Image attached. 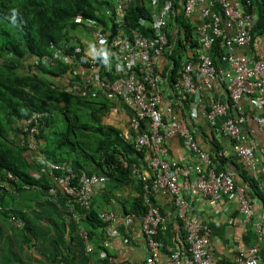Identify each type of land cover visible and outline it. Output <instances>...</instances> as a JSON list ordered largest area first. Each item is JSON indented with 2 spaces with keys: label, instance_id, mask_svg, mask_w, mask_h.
Masks as SVG:
<instances>
[{
  "label": "crops",
  "instance_id": "crops-1",
  "mask_svg": "<svg viewBox=\"0 0 264 264\" xmlns=\"http://www.w3.org/2000/svg\"><path fill=\"white\" fill-rule=\"evenodd\" d=\"M106 1H110L112 4V13L115 15L116 23L120 24V28H118L115 35L121 32L127 34V22L125 20V10L127 8L122 11L119 9V5L123 1L125 2V0ZM259 1L264 3V0H233L234 4L241 3L244 13L250 14L255 20L251 31L252 51L249 48L234 46L232 52L235 55H247L246 53L250 54L253 52L256 59H264V31L258 36L253 37V30L260 23L261 19L258 8ZM138 2H141L142 7L152 12L153 18L162 17L165 20V25L161 27L168 37H171H169L170 43H178V30L176 26L181 21V14L184 21L192 29L193 37L186 38L188 35L186 29L184 25L181 27L180 36L183 37V45H186V48L184 47L186 52L178 70L185 62L196 57L200 44L198 35V31L200 30H205L210 37L215 38L214 45L209 50V53H211L214 60L216 59L217 62L215 64L217 66H220L223 58L229 54L230 47L228 43L229 41L234 42L237 36V21L236 18H232L226 13L220 0H197L194 11L190 15L186 13L188 0H134L129 6ZM110 11L111 9L108 5V8H103L98 15L109 23ZM108 14L109 17L107 18ZM79 17L86 19L82 14ZM87 21H89L87 25L82 28L85 30L86 35L75 32L80 42L72 43L74 51L80 48L78 53L81 61L77 70L79 76L86 69L82 63L83 59H88L95 54L94 47L97 45L98 40L94 36L93 29L94 31L101 30L105 32L109 40L115 36H113L111 30L104 29V25L97 19H88ZM150 21L148 19L144 24L140 21V24L144 27H150L155 33V28ZM133 30L139 29H132L131 31ZM174 37L175 39H173ZM171 39L173 40L171 41ZM216 43H219L221 53L215 52L214 46ZM63 45L70 48L68 42ZM62 46H54L52 55ZM179 48L180 46L177 49ZM47 56L49 59L50 55ZM34 60L35 58H29L24 62L25 67L23 68V72L29 70L28 67ZM172 62V57L165 55L161 56L158 60L159 72H161L160 75L164 81L161 87L164 96L162 110L172 106L174 117L187 122L200 145L212 154L214 159L213 168L218 172L223 170L232 174L237 185L243 187L246 195L252 200L254 209L253 216L248 219L245 213L241 211L240 200L237 197L230 199L223 196L220 200H215L212 198L206 199L198 196L196 193L187 192V197L193 206L190 218H194L202 223H208L210 226V242L213 248V255L216 259L236 264L235 258L240 253L246 251L250 246H257L262 256L260 264H264V200L258 194L253 193V195H249V191L251 190L249 182L242 175L243 171H248L249 175L257 180L259 191L264 194V172H262L264 168V128L260 127L254 118L257 114L264 115V108L259 107L254 99L250 101L245 98L240 102L245 109V113L249 116L248 121L243 125L244 131L249 136V141L255 145L256 153L260 158L258 170L253 171L237 156L234 148L236 144L235 140L220 131L228 115L210 114L214 103L232 104V99L228 93L227 79L225 77L219 78L212 90H202L197 98L189 96L190 106L187 107L184 105V101L177 96V94H181L185 99L184 95L187 94L173 89L170 80L167 81L166 79L170 76L174 67V65L173 67L171 66ZM32 67H34V64ZM226 67L229 69V64H226ZM59 78L60 83L69 88L65 90L70 92L71 90L77 92L80 90L82 84L77 82L76 77H71L67 73ZM54 79L57 80L58 78L54 77ZM235 112V109L231 107L229 113L235 115ZM131 116L132 112L126 107L116 106L111 108L109 116L103 120L107 125L116 126L121 130L123 135L131 139L135 133L134 129L130 126ZM10 137L14 143L28 147L27 141L29 140V135L24 131L11 132ZM44 142L45 139H42L39 145L37 144L38 148L36 147L35 149L37 150L33 152L35 159L39 154L43 156L42 145ZM166 146L169 158L178 161L184 166L198 162L195 153L186 148L183 138L179 136L170 137L166 140ZM138 156L139 158L135 159L142 164L143 169H146L149 154L146 152L144 156L142 154ZM220 158H224V162H221ZM43 171L50 173L47 170ZM57 172L59 171H55L54 173ZM94 173L101 175L98 172ZM34 174L36 177H40V172L35 171ZM195 178L196 175L191 173L187 180L192 181ZM185 180L186 178H183V176L179 177L180 182ZM140 184V180L131 173L127 181H121L117 177H113L107 183L95 186L92 201L94 208L100 213L113 212L115 214L113 221L105 220L106 226L97 230L98 234L101 230L105 232L104 241H101L104 248L100 250V258H109L112 264L124 262H129L130 264H150L147 260L149 256L148 243L143 232L144 214L139 213L137 205L134 203L135 200L141 197ZM34 191L35 189L28 193L30 194L29 202L24 198L27 193H15L13 197L18 203L15 201L16 203H13L8 208L13 209L12 212L10 211L11 213L5 215L0 211V264H84V256L93 252L94 245L99 240L94 236V240L91 242L86 228L80 226L84 222L82 218H79L80 214L76 210L77 208L74 202H72L73 200L68 197L69 199L62 198L61 202L60 197L47 195L46 198H50L55 203L52 206L54 209L52 207L44 210L40 208L41 212H38L35 211V207L39 201L35 200ZM56 194L57 192L53 195ZM151 198V203L159 208L165 218L161 224L163 230L156 236L158 240L159 236L162 239L159 240L162 243V248L158 264H168L170 254L176 249L185 247L186 231L184 230L182 221L177 216L176 205L168 193L159 191L153 193ZM146 207L147 211V204ZM15 210L19 211V213L15 214ZM26 213L32 214L34 221L38 225L39 232L44 229L48 230L46 233H39L36 237H34L35 235H30L32 238L30 244L24 241L22 234L25 232L20 233L19 230V227H23L24 225L21 215ZM57 223L64 224L59 230L61 231V235L56 234L58 232ZM85 233H87L88 239L84 237ZM27 235L29 234L27 233ZM102 252H106L108 256L103 257ZM87 264H96L95 259Z\"/></svg>",
  "mask_w": 264,
  "mask_h": 264
},
{
  "label": "built area",
  "instance_id": "built-area-1",
  "mask_svg": "<svg viewBox=\"0 0 264 264\" xmlns=\"http://www.w3.org/2000/svg\"><path fill=\"white\" fill-rule=\"evenodd\" d=\"M133 1H123L119 9H126ZM220 1L226 13L237 21V36L234 42L228 43L229 54L223 58L220 66H217L209 53L215 38L210 37L205 30L198 31L200 44L197 55L177 71L176 80L171 82V86L183 94L197 98L202 90H212L219 78L227 79L232 104L214 103L210 114L228 115L220 131L235 140L237 156L248 168L255 171L258 170L260 158L255 145L249 141V136L244 131L243 125L249 116L240 102L245 98L250 101L254 99L259 107L264 108V59H256L253 52L246 53L247 55H235L232 52L234 46L249 48L252 51L251 31L255 20L250 14L244 13L241 3L234 4L233 0ZM196 3L197 0H188V15L194 11ZM146 21L145 18L141 20L142 24ZM150 22L155 28L153 35L133 30L130 34L118 33L109 40L105 32L93 29L98 43L94 47V56L82 61L86 69L81 73L85 82L80 89L91 96L102 93L131 111L130 126L135 135L131 137V141L126 136L124 140L132 142L138 152L149 154L146 169H143L138 161L131 165V173L142 183L144 201L148 206L143 216V232L149 251L148 262L158 264L160 261L162 243L156 236L165 218L159 208L151 203V197L153 193L163 191L172 197L177 216L186 231L185 247L174 250L169 256L168 264H229L214 257L210 242L211 228L208 223L190 218L193 206L187 192L215 200H220L223 196L230 199L237 197L240 200V209L248 219L254 214L252 200L246 195L245 189L237 185L232 174L223 170L218 172L213 168L212 154L200 145L185 120L174 117L173 107L162 110L164 96L161 87L164 81L159 72L158 60L163 55L170 57L176 43L169 42L168 35L161 27L165 25L162 17H154ZM79 51L80 48L75 49V52ZM226 64H229V69ZM173 65L174 61L171 63L172 67ZM166 79L168 81L169 77ZM231 107L235 109V115L229 113ZM254 118L260 127L264 128V115L257 114ZM42 123L40 113L32 115L23 123L24 131L31 137L29 146L32 149L36 148L34 137ZM175 136L184 139L186 148L195 153L198 162L184 166L169 158L166 140ZM42 170H47L50 174L61 172L57 178L60 186L82 207L92 204L95 186L104 184L108 179L104 175L87 171L78 175L73 167L65 162H48ZM191 173H194L196 178L189 181L187 178ZM180 176L186 180L180 182ZM102 216L106 221L115 219L113 212H103ZM84 237L88 239L87 233ZM102 256L108 255L102 252ZM261 260L257 246H250L235 258L236 264H260Z\"/></svg>",
  "mask_w": 264,
  "mask_h": 264
},
{
  "label": "trees",
  "instance_id": "trees-1",
  "mask_svg": "<svg viewBox=\"0 0 264 264\" xmlns=\"http://www.w3.org/2000/svg\"><path fill=\"white\" fill-rule=\"evenodd\" d=\"M107 4L111 9L109 23L98 15L103 8H108ZM258 8L261 19L253 30V37L264 31V3L259 1ZM112 12L113 6L106 0H0V211L5 215L13 210L2 208L7 194L15 196V193H30L35 189V200L39 201L35 211L38 212H41L40 208L44 210L55 205L50 198H46L47 195L60 197L61 202L62 198H71L58 182L57 178L61 172L50 174L42 170L48 162L70 164L78 175L82 171L98 172L106 176L107 181L113 177L127 181L132 172V163L137 161L139 154L144 156L146 153L138 152L130 142L131 139L125 141V135L120 129L107 125L103 120L109 116L111 108L123 106L121 103L102 93L91 96L81 89L78 92L67 91L65 89L69 88L59 81V77L68 73L83 85L85 79L77 73L81 57L74 51L72 44L80 42L75 32L86 26L88 19H97L104 25L103 28L111 30L114 36L120 24L116 23ZM80 14L86 19L79 17ZM125 15L127 34H130L132 29H139L148 35L154 34L150 27L140 24L142 18L153 19L152 12L142 7L141 2L127 7ZM180 16L181 21L176 26L178 43L170 56L174 61L169 76L170 82L176 80L178 67L186 52V45H183V37L180 36L181 27L184 25L186 29V38L193 37L189 24L184 21L182 14ZM67 42L70 48L63 45ZM54 46L62 47L52 55ZM219 46V43L214 46L217 53H221ZM47 55H50L49 59ZM29 58L35 60L29 65V70L23 72L24 62ZM177 96L184 101L185 106H190L189 95H184L185 99L181 94ZM36 113L42 115L43 123L39 126L40 130L36 133L34 142L37 148L42 139H45V142L42 145L43 156L39 154L35 159L33 152L37 149L29 146L31 137L24 131L23 123ZM23 131L29 135L28 147L14 143L10 137L11 132ZM43 160L46 162H42ZM224 160L220 158L221 162ZM35 171L40 172V177H36ZM242 175L249 182V195L258 194L264 200L257 180L246 170ZM52 188L54 190H51ZM140 188L141 197L134 203L143 215L147 207L142 196V183ZM56 192L57 194L53 195ZM71 199L80 214L79 218L84 222L80 226L86 228L91 242L94 236L99 240L95 243L93 252L85 256L83 253L84 264L93 259L96 264H112L109 258H100L99 255L100 250L104 248L101 241H104L105 232L101 230L98 234L97 230L106 226L103 213L94 208L93 202L88 207H82L76 200ZM14 213L19 211L15 210ZM21 219L24 225L19 227V230L20 233L25 232L22 234L25 243L32 242L30 235L36 237L39 233L48 231L44 229L39 232L37 223L29 213L21 215ZM56 225V234L61 235L59 230L64 224ZM162 228L161 225L158 235ZM158 238L161 239L160 236Z\"/></svg>",
  "mask_w": 264,
  "mask_h": 264
},
{
  "label": "rangeland",
  "instance_id": "rangeland-1",
  "mask_svg": "<svg viewBox=\"0 0 264 264\" xmlns=\"http://www.w3.org/2000/svg\"><path fill=\"white\" fill-rule=\"evenodd\" d=\"M108 18V17H107ZM77 34H83V35H86V32H85V30L84 29H81V28H79L78 30H77V32H76ZM82 111V113H83V110H81ZM63 124H64V122H63V120L61 121ZM25 199H27L28 201L27 202H29V200H30V194H25V197H24ZM15 198L13 197V196H11V195H9V194H7L6 195V197H5V202H4V206H2L3 208H5V209H8L10 206H12V204L13 203H18V201L17 200H14ZM22 200V199H21ZM16 201V202H15ZM30 216H32V214H30ZM33 217V216H32Z\"/></svg>",
  "mask_w": 264,
  "mask_h": 264
}]
</instances>
